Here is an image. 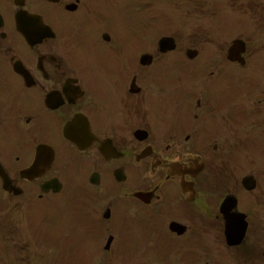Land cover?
Segmentation results:
<instances>
[{
  "label": "flooded vegetation",
  "instance_id": "af4514ba",
  "mask_svg": "<svg viewBox=\"0 0 264 264\" xmlns=\"http://www.w3.org/2000/svg\"><path fill=\"white\" fill-rule=\"evenodd\" d=\"M190 4L0 0V225L11 248L26 247L16 241L18 226L38 224L32 260L41 264L70 192L75 199L87 187L78 205L89 223L84 235L98 228L95 246L107 224L118 222L113 207H138L133 194L141 192L153 207V243L166 237L182 243L178 249H198L185 264H264V145L255 141H264V114L249 127L252 137H239L237 121L216 122L202 94L175 97L169 62L177 48L158 46L170 36L158 32L159 22L170 13L179 22ZM233 10L246 20L249 65L262 66L264 78V0H233ZM144 25L151 26L145 45ZM250 95L264 111V82L252 81ZM245 147L262 155L240 158ZM80 217L70 234L75 243ZM131 217L143 220L138 208ZM174 221L187 231L170 233Z\"/></svg>",
  "mask_w": 264,
  "mask_h": 264
},
{
  "label": "rangeland",
  "instance_id": "374dc122",
  "mask_svg": "<svg viewBox=\"0 0 264 264\" xmlns=\"http://www.w3.org/2000/svg\"><path fill=\"white\" fill-rule=\"evenodd\" d=\"M181 21L178 22L177 24H173L172 26V32L170 33H177L178 35L181 36V43L182 41L187 42L189 35H191L194 32H201V33H207V34H212V35H218L220 38L224 39V40H228V38L232 35V31H233V24L230 23L229 25V31L228 33L231 34H226L224 36L221 35V33L218 31V29L213 28L212 24H200V25H192L191 24V18H187L185 17L184 14L181 15V17L179 18ZM228 16L227 15H223L222 18L220 19V22H226L228 21ZM185 20H188V22H185ZM185 39V40H184ZM221 56V52H217V57L219 58ZM181 66H186L185 63L183 62H178ZM202 62H198L197 63V68H199L201 66ZM223 71L221 72H225V74L223 76H226L227 74L231 77H225V81L219 82L217 89L216 87L214 88H209L210 89V94L208 93V90L206 91V95L207 97L212 98H216V102H223L226 99H231L232 98V103L234 102L235 105L239 106L245 113L248 111V107L246 106V104L242 101V97L246 98V88L249 87L252 84L251 80H248V70L245 68V70H242L241 72H232L231 68L228 67L227 65H223ZM202 69H204V66L201 67ZM183 73L187 72L185 70H181ZM255 73L258 72L257 68H254L253 70ZM219 73L218 70L217 72L211 74H205L204 78H201V83L199 84V81L193 82L194 86L199 85L201 87H205L204 89H206L211 83H213L215 85V83L217 81H219ZM239 75H243L240 76L238 78ZM235 76H237V80L235 79ZM243 78V79H242ZM242 79V80H241ZM209 81H212L211 83H208ZM216 86V85H215ZM234 90V91H233ZM246 101V100H245ZM221 113H227V110H222ZM82 192H84V190H82ZM89 190H85V193H88ZM97 192V191H96ZM70 213V214H69ZM67 216L62 215L61 217L66 219L68 218V220H70L69 222H71L72 220H74V216L71 217L72 213L69 212ZM75 214L81 215L83 214L82 210H78L76 209ZM68 224L67 220L66 222L63 221V225ZM61 225V223H60ZM74 225V224H73ZM6 227V226H4ZM23 226L19 227V231H20V236L23 237L24 235L27 237V229L25 228H21ZM7 229V228H6ZM72 229L74 230V227H72ZM5 230V229H4ZM69 231H71V229H66L63 230V239L66 235H68ZM2 233H5L4 235H6V230ZM80 233V237H83V232H79ZM136 233L137 236L136 238H132L129 239L128 242V247L125 249V251L127 253H129L131 250H133V246L139 245L141 244V241H145L147 236H148V232L144 229L139 230L138 228L136 229ZM87 238L86 243H83L81 241L80 238V242L79 245L77 246V248H75V253L74 255L76 256V260L78 261L79 264H83L84 260H82L84 257H88L90 249L94 246V242L93 239H95V235L94 233L90 234V235H85V238ZM118 242H121V238H122V233H120L118 235ZM84 238V239H85ZM2 240V239H1ZM59 243H65V245L71 244L74 247L76 246L75 242L72 240V238L69 240V242L67 243L66 241H62ZM28 246H29V250H24L22 252H18L17 249H13L11 247H8V249L5 252V255L2 254L3 259L0 260V264H39L38 262H36V260H32L33 256H34V252L36 251V253L38 252L37 250H34L32 252V248L33 246H31L28 242H27ZM60 245V244H59ZM58 245V246H59ZM4 246H6V244H4ZM11 249V251H10ZM42 250V248H41ZM46 253L45 257V263L43 264H57L58 263V257L57 256L59 249L58 248H53L52 245H48L43 249ZM68 249H65L66 252H64V254H62L60 257L62 258V263L64 264H74V259H73V253L72 250L67 251ZM149 250V247H147L146 249H144V251ZM8 253V255H7ZM1 255V254H0ZM115 255L114 254H110V257H113ZM149 256V254H147ZM8 258V259H7ZM47 259V260H46ZM23 262V263H20ZM122 264V263H119Z\"/></svg>",
  "mask_w": 264,
  "mask_h": 264
}]
</instances>
